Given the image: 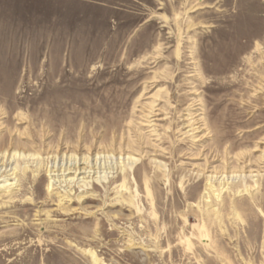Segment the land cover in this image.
<instances>
[{
  "label": "rangeland",
  "instance_id": "rangeland-1",
  "mask_svg": "<svg viewBox=\"0 0 264 264\" xmlns=\"http://www.w3.org/2000/svg\"><path fill=\"white\" fill-rule=\"evenodd\" d=\"M11 174L0 264H263L264 0H0Z\"/></svg>",
  "mask_w": 264,
  "mask_h": 264
},
{
  "label": "bare ground",
  "instance_id": "bare-ground-1",
  "mask_svg": "<svg viewBox=\"0 0 264 264\" xmlns=\"http://www.w3.org/2000/svg\"><path fill=\"white\" fill-rule=\"evenodd\" d=\"M188 26V25H187ZM87 108H88V106H87ZM71 109V108H70ZM60 111H62V106H61V108H60ZM70 112V111H69ZM72 115H73V113H72ZM86 115H89L88 113H86ZM71 123V122H70ZM73 130V129H72ZM75 132V131H74ZM76 155H72L71 157H70V159L68 160V159H66V160H64V163H63V165L64 164H66L64 167L62 166V169H64L63 170V175H59L61 178H60V180H58V181H56V180H52L51 181V184L49 185V189L50 188H53V186H55V183L57 184V182H60V183H67L68 185H72V183L74 184V183H78V184H80V182L81 183H84V184H86L87 182L86 181H84L85 179H89V178H91L92 176H90V174H91V172L92 171H90L92 168H93V166H91V168H89V167H87V168H81L80 166H79V161L77 162L76 161ZM87 159V158H86ZM124 161V160H123ZM61 162V161H60ZM85 163V162H84ZM90 163V162H89ZM115 163V162H114ZM81 164V163H80ZM86 164V163H85ZM111 164V163H110ZM126 164H128V163H126ZM126 164H123V165H126ZM55 166V165H54ZM89 166V165H88ZM60 167V166H59ZM110 167V166H109ZM112 167V166H111ZM126 167H128L127 165H126ZM125 167V168H126ZM58 168V167H57ZM99 168V167H98ZM121 168H124V166H122ZM124 168V169H125ZM95 169H97V168H95ZM111 169H113V168H111ZM14 170V169H13ZM16 170V169H15ZM14 170V171H15ZM58 170V169H57ZM12 171V170H11ZM124 171V170H123ZM58 172V171H57ZM54 173V172H53ZM60 173H61V171H60ZM95 174H96V172H94ZM98 173V172H97ZM50 174V173H49ZM73 175L74 177L73 178H67V177H71V175ZM100 174V173H99ZM104 174H105V172H104ZM110 174V173H109ZM13 175H15V174H11L10 175V179H8V177H6V179L4 180V181H2V182H4V184L2 185V186H0V187H3L5 190H8V189H11V190H9V191H12L15 187H13V186H17V183L18 182H16L15 181V179H11V176H13ZM88 175V176H87ZM7 176V175H6ZM80 176H82V177H80ZM53 177H54V175H53ZM80 177V178H79ZM99 177H100V175H99ZM16 178V177H15ZM56 179V178H55ZM10 180H14L15 182H11ZM76 180V181H75ZM95 180H99V179H95ZM106 180V179H105ZM93 181V180H92ZM100 181V180H99ZM103 181V180H102ZM223 183V182H222ZM84 184H82V185H84ZM212 184V183H211ZM62 185V184H61ZM213 185V184H212ZM211 185V186H212ZM87 186V185H86ZM223 186V188L221 189L222 191L224 190V187H225V185H221V187ZM71 187V186H70ZM220 187V188H221ZM3 188H2V190H3ZM82 188V187H81ZM211 189V188H210ZM213 189V188H212ZM215 190V189H214ZM8 191V192H9ZM209 191V190H208ZM220 191V190H219ZM221 191V192H222ZM211 192V191H210ZM220 192V193H221ZM68 194V193H67ZM49 195V194H48ZM53 195V194H52ZM213 195V194H212ZM62 196V195H61ZM70 196V195H69ZM9 197V196H8ZM216 197H219V196H216ZM14 198V197H13ZM50 198V197H49ZM207 198V197H206ZM210 198V197H209ZM48 199V198H47ZM64 200V199H63ZM11 201V200H10ZM61 204V203H60ZM208 205H209V203H208ZM66 213V212H65ZM216 212L214 211V214H215ZM216 215H217V219H220V223L222 222V216H220V214H219V212H217L216 213ZM222 215V214H221ZM235 216H237L238 218H240L241 219V217H242V215H241V213L239 212V209L236 207L235 208ZM218 221V220H217ZM202 226V225H201ZM206 228V227H205ZM208 232L207 231H205L204 229H200V235H201V237L202 238H206V237H208V234H207ZM2 236V235H1ZM4 239V238H3ZM92 255V254H91ZM92 258V257H91ZM93 259H94V261L96 262V263H98V264H100V261L98 260V258H96L95 256H93V258H92V261H93ZM95 263V264H96ZM264 264V263H263Z\"/></svg>",
  "mask_w": 264,
  "mask_h": 264
}]
</instances>
